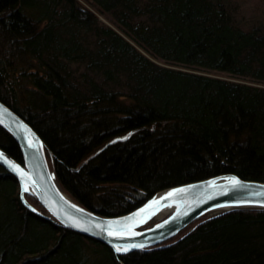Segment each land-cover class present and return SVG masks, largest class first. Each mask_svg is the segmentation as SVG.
I'll return each mask as SVG.
<instances>
[{"label":"trees","instance_id":"16d2710c","mask_svg":"<svg viewBox=\"0 0 264 264\" xmlns=\"http://www.w3.org/2000/svg\"><path fill=\"white\" fill-rule=\"evenodd\" d=\"M0 100L39 134L61 187L101 215L219 174L264 181V17L230 0H0ZM0 148L22 162L1 125ZM0 264H264V209L120 254L27 208L0 166Z\"/></svg>","mask_w":264,"mask_h":264},{"label":"water","instance_id":"95a60500","mask_svg":"<svg viewBox=\"0 0 264 264\" xmlns=\"http://www.w3.org/2000/svg\"><path fill=\"white\" fill-rule=\"evenodd\" d=\"M0 125L17 142L22 155L19 162L0 148V166L17 179L22 203L41 216L110 246L116 253L158 246L206 214L213 217L236 209H264V181L224 173L161 190L128 212L101 215L79 204L63 190L49 166L39 134L1 100ZM233 180L238 183H231ZM26 185L31 191H25ZM26 194L33 195L46 213L35 209L26 200ZM171 208L166 217L152 223L162 210ZM216 209L222 210L209 213ZM124 248L128 250L117 251Z\"/></svg>","mask_w":264,"mask_h":264},{"label":"rangeland","instance_id":"374dc122","mask_svg":"<svg viewBox=\"0 0 264 264\" xmlns=\"http://www.w3.org/2000/svg\"><path fill=\"white\" fill-rule=\"evenodd\" d=\"M231 3L233 4L235 10H237L239 12V17L241 15H243L245 18H250V17H255V16H259V17H264V0H230ZM98 17L100 19L101 22L105 23V24H108V25H111L112 27L116 28L113 23L110 21V19L108 17H106L105 15H101V14H98ZM162 63V62H161ZM210 74H213V75H217V76H221L223 78H228V79H231V80H240V81H243L244 79H236L234 77H231L227 74H224V73H220V72H214V71H211ZM244 81H247V82H252L250 80H244ZM64 190V189H63ZM65 191V190H64ZM66 192V191H65ZM67 193V192H66ZM68 194V193H67ZM69 195V194H68ZM70 196V195H69ZM71 197V196H70ZM72 198V197H71ZM75 200V199H74ZM46 213V212H45ZM169 214V213H168ZM167 214V215H168ZM167 215H161L156 221L152 222V223H155V222H158L160 221L161 219H163L164 217H166ZM210 215V214H209ZM208 215L206 214L205 216H202V217H207ZM201 217V218H202ZM200 219V218H199ZM195 220L193 221L188 227H186V229H191L195 223L199 220ZM185 230V229H184ZM183 230V231H184ZM181 234V233H180ZM179 234V235H180ZM178 236V235H177ZM176 236V237H177ZM175 238V237H174ZM172 238V239H174ZM172 239L170 240H167L165 242H169L171 241ZM163 242V243H165ZM161 243V244H163Z\"/></svg>","mask_w":264,"mask_h":264},{"label":"bare ground","instance_id":"6f19581e","mask_svg":"<svg viewBox=\"0 0 264 264\" xmlns=\"http://www.w3.org/2000/svg\"><path fill=\"white\" fill-rule=\"evenodd\" d=\"M27 188V191H31L30 187L28 185L25 186ZM222 209H216V210H213L211 212H209L210 214H215V213H218L220 212ZM172 212V208L171 209H165V210H162L158 216L160 215H167L168 213H171Z\"/></svg>","mask_w":264,"mask_h":264},{"label":"snow or ice","instance_id":"6c2138e0","mask_svg":"<svg viewBox=\"0 0 264 264\" xmlns=\"http://www.w3.org/2000/svg\"><path fill=\"white\" fill-rule=\"evenodd\" d=\"M231 183L236 184V183H238V181L233 180V181H231ZM25 191H27V188H25ZM109 235H113V233L110 232ZM121 250H123V251H127L128 249H127V248H124V249H117V251H121Z\"/></svg>","mask_w":264,"mask_h":264}]
</instances>
